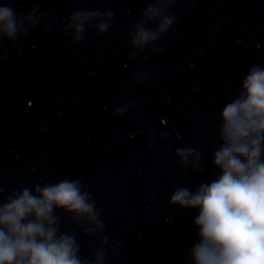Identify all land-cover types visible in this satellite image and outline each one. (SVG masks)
I'll list each match as a JSON object with an SVG mask.
<instances>
[{"label": "clouds", "instance_id": "clouds-1", "mask_svg": "<svg viewBox=\"0 0 264 264\" xmlns=\"http://www.w3.org/2000/svg\"><path fill=\"white\" fill-rule=\"evenodd\" d=\"M175 3L154 0L142 10L128 33L129 59L146 48L158 54L161 37L177 19L169 11ZM36 12L34 8L21 16L10 6H0V40L15 46L26 38L40 23ZM114 15L111 9H81L67 18L64 31L72 33L73 43L83 40L89 27L103 36ZM152 23H156L155 29L149 27ZM7 56L5 49L0 60ZM134 79L147 80V74L137 73ZM132 106L116 107L113 115H123ZM219 120V143L211 153L216 178L195 190L177 187L169 199L172 207L198 209L193 219L197 239L185 250L183 264H264V66L255 64L248 69ZM151 136L150 131L149 148L153 146ZM161 138L168 136L161 133ZM174 155L181 166L191 164L193 171L199 168L202 153L197 149L177 148ZM86 189L79 179L68 178L13 189L0 203V264H107L104 246L108 237H102L99 247L90 253L91 259L82 257L77 236L62 232L60 216L55 214L62 210L86 237L103 234L106 223L100 218L101 209ZM112 243L115 255L120 245L115 240Z\"/></svg>", "mask_w": 264, "mask_h": 264}]
</instances>
